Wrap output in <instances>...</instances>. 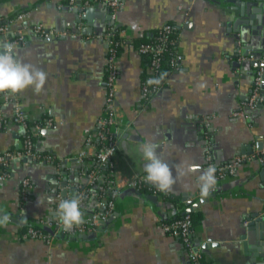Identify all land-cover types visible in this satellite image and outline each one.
Returning <instances> with one entry per match:
<instances>
[{"label": "crops", "instance_id": "1", "mask_svg": "<svg viewBox=\"0 0 264 264\" xmlns=\"http://www.w3.org/2000/svg\"><path fill=\"white\" fill-rule=\"evenodd\" d=\"M77 6L69 0H0V24L5 25L0 45L23 35L13 55L47 74L39 93L29 87L12 96L30 122L51 119L56 124L34 134L35 147L54 160L17 158L0 183V216L9 218L0 225V264H190L179 240L162 227L188 208L201 214L193 240L208 263L264 264V238L259 228L248 226L264 209V158H258L264 151V100L246 105L259 66L247 56H261L250 43L264 38V0H120L114 112L122 131L111 157L115 209L95 227L94 237L93 231L83 233L91 234L86 238L49 232L47 242L18 232L25 218L49 217L57 194L82 196L81 211L88 213L97 190L98 183L88 181L82 170L93 164L94 144L87 147L84 164L74 156L105 107L110 9L89 2L82 7L90 8L89 19L77 22ZM165 23L176 26L181 60L161 90L144 102L147 60L136 40L152 37ZM36 25L49 34L34 32ZM258 92L264 97V67ZM2 95L0 114L10 116L13 105ZM24 133L19 124L0 126V152L20 149ZM147 142L157 145L176 183L167 195L122 193L137 176H146L140 148ZM241 154L250 159L202 195L200 177L208 163L221 165ZM24 177L32 183L26 201L20 199Z\"/></svg>", "mask_w": 264, "mask_h": 264}, {"label": "built area", "instance_id": "2", "mask_svg": "<svg viewBox=\"0 0 264 264\" xmlns=\"http://www.w3.org/2000/svg\"><path fill=\"white\" fill-rule=\"evenodd\" d=\"M89 2L102 3L110 9L111 24L105 33L107 41V56H106V77H105V107L102 114L96 119L93 131L87 133L84 137L85 147L80 150L74 158L80 164H84V158L87 157V147L93 146L92 152L93 164L88 168H83L85 177L90 182L98 183L97 190L91 193L94 201L90 205V211L83 215L84 223L78 227H74L71 231H64L55 217L54 213L58 207V203L63 200L60 194H57V201L54 204L53 211L49 217L40 219L41 223L49 227L53 233L63 232L70 235H77L91 232L99 224L104 223L115 209V197L117 196V189H115L112 179L111 157L117 149L118 136L122 131L120 119L114 112V93L115 82L118 75L117 47L121 44V39L114 35L118 33V28L115 25L116 10L120 5V0H69L71 5L77 4L79 7H84ZM5 31V25L0 24V33ZM33 31L41 35H48L49 31L36 25ZM176 32V26L172 23H165L161 25L156 32L152 41H141L137 45V50L147 56V63L145 68V75L141 83V99L147 102L150 97L161 90L165 83L166 77L160 78L158 76L160 66L164 61V56L167 55V60L170 66L169 74L179 67L181 60V53L177 48L175 40L171 39L170 35ZM23 35H17L11 39L6 40L5 44H12L13 49L23 41ZM172 44V49L170 45ZM248 59H257L259 66L256 69L254 76V86L251 95L246 103L247 106H252L255 103L262 102V97L258 92V84L263 71L264 55L255 58L252 54L247 56ZM4 103H12L13 112L10 116L0 114V126L7 123L19 124L24 130L22 146L20 149H9L0 152V183L9 176V165L11 161L28 157L34 161L52 162L54 157L46 151L35 148L32 135L36 134L43 127L56 126L51 119H45L43 122H30L26 112L17 103L15 96L4 93L2 95ZM241 112V111H239ZM210 158V156H207ZM259 159L264 158V151L258 155ZM250 159V156L241 154L234 156L227 163L221 165H213L210 161L209 167L215 169L213 175L215 181L224 179L227 176L234 175L237 167ZM20 199L28 200L32 189V183L29 178L24 177L20 183ZM129 186L139 190H150L154 195H167V193L157 190L156 187H151L146 184L144 177L139 175L133 179ZM82 197V196H81ZM81 197H79L81 201ZM264 216V209L260 213ZM162 227L166 233L177 238L185 250L186 257L190 264H210L203 255L201 248L194 243L193 240V226L189 213H184L180 217H174L164 223ZM25 237L34 239H41L50 241L51 234L32 226H28L22 233Z\"/></svg>", "mask_w": 264, "mask_h": 264}, {"label": "clouds", "instance_id": "3", "mask_svg": "<svg viewBox=\"0 0 264 264\" xmlns=\"http://www.w3.org/2000/svg\"><path fill=\"white\" fill-rule=\"evenodd\" d=\"M12 48V44L0 45V94L15 95L29 87L39 93L45 84L46 72L17 59L12 53ZM156 148L157 145L152 142H147L140 148L142 158L147 162L144 165L146 173L144 180L157 190L167 193L172 190L176 178L168 163L157 154ZM214 171V168L209 167L200 177L199 186L204 196L209 194L210 188L215 183ZM54 215L64 231H71L84 223L78 196L61 200ZM8 219L7 215L0 216V225H5Z\"/></svg>", "mask_w": 264, "mask_h": 264}, {"label": "water", "instance_id": "4", "mask_svg": "<svg viewBox=\"0 0 264 264\" xmlns=\"http://www.w3.org/2000/svg\"><path fill=\"white\" fill-rule=\"evenodd\" d=\"M234 1L237 2V0H234ZM230 10H234V9L230 8ZM89 11H90V8L89 7L88 8H85V9H83V8L81 9V8H79V6H77L74 9V12L76 13L75 14L76 15L75 16V18H76L75 20L77 22H80L81 20H83L85 18H88L89 19ZM250 45L253 48V50H255V52L256 51L257 52H260L259 55H264V38H262V37L261 38H258L254 42L250 43ZM257 48H259V49H257ZM247 53L248 52H246L244 54L247 55ZM254 56H255V58L257 57V55H254ZM255 64L257 66V63L256 62H255ZM263 67H264V65H263ZM256 105H261V104L260 103L259 104H255V106ZM22 159H23V157H22ZM129 191L139 193V191L135 190L134 188H126V189H123L122 190V193L129 192ZM65 192H66V189L62 190L61 191V194L63 195ZM149 198L152 199V200H155V196H150ZM186 201H187V199H186ZM190 211H191L190 208L185 209V211H183L182 214L189 213ZM11 219H12V221H15V222L17 221L15 218H11ZM255 219H256V221L255 220H252V221L250 220V222H248L249 229H253V228H256V227L259 228V230H260V233H259L260 234V237L261 238H264V230H263V226H264V216L256 217ZM40 225L43 226V224H40ZM43 227H44V229L47 232L53 233V231L49 227H47L45 225ZM91 234H92V237H94L96 233L93 231V232H91ZM91 234H83L82 233L80 235H77L75 238H86V237H90ZM59 235H61V234H59ZM62 236H64V235L62 234ZM65 237L67 238V236H65ZM202 246L203 247H206V244L205 245L203 244Z\"/></svg>", "mask_w": 264, "mask_h": 264}, {"label": "trees", "instance_id": "5", "mask_svg": "<svg viewBox=\"0 0 264 264\" xmlns=\"http://www.w3.org/2000/svg\"><path fill=\"white\" fill-rule=\"evenodd\" d=\"M156 32H157V30L155 31V33H154V35L152 37L139 39V40H136V42L139 43L141 41H152L154 39L155 35H156ZM114 36L117 38L118 37V33H116ZM170 37H171V39L176 41L177 40L176 32L172 33L170 35ZM170 47L172 49V44L170 45ZM118 50H119V46L117 47V51ZM145 58L147 60V56H145ZM169 72H170V66H169V63H168V60H167V55H166V56H164V61H163V63L160 66V70H159L158 76L160 78L164 79L169 74ZM31 137H32V140H33V143H34L36 136L32 135ZM8 171H9V169H8ZM116 198H117V196L115 197V200H116ZM189 215H190L191 220H192V226H195L196 224H198V222H200L201 214L199 212H189ZM180 216H182V214L181 215L177 214L174 217H180ZM40 221H41L40 219H37V218H34V217L25 218V219L22 220V223H21V225L18 228V232H24L25 229L28 226H32L34 228H38V229H41L43 231H46L44 229V227H43L44 225L43 226L40 225V224H42Z\"/></svg>", "mask_w": 264, "mask_h": 264}]
</instances>
